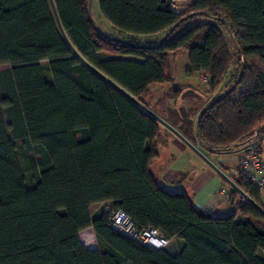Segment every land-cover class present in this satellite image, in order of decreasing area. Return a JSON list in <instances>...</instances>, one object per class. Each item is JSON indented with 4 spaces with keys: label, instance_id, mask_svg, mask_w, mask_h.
Returning <instances> with one entry per match:
<instances>
[{
    "label": "trees",
    "instance_id": "1",
    "mask_svg": "<svg viewBox=\"0 0 264 264\" xmlns=\"http://www.w3.org/2000/svg\"><path fill=\"white\" fill-rule=\"evenodd\" d=\"M53 1L59 20L51 0H0V264H264V216L234 188L236 210L217 215L159 183L152 165L165 129L142 106L151 109L148 95L171 81L170 60L183 51L188 73H205L215 92L234 59L225 28L239 55L233 84L201 106L166 110L165 120L213 152L263 130L264 0H192L184 11L100 0L115 35L98 29L89 0ZM199 17L214 21L179 33ZM168 32L158 46L162 37L144 45L133 36ZM191 97L203 100L193 88L173 99ZM231 178L262 205L240 165ZM106 202L178 244L150 248L112 228L105 211L91 212ZM90 227L99 248L81 238Z\"/></svg>",
    "mask_w": 264,
    "mask_h": 264
},
{
    "label": "crops",
    "instance_id": "2",
    "mask_svg": "<svg viewBox=\"0 0 264 264\" xmlns=\"http://www.w3.org/2000/svg\"><path fill=\"white\" fill-rule=\"evenodd\" d=\"M178 3H180V6L177 7ZM191 4L192 1L187 3L185 7L190 8ZM185 7L181 5L179 0H176L175 3L171 5V8L175 11H184L186 10ZM150 36L153 37L155 35ZM158 39L159 38H151V41L149 42H153ZM197 74L203 75L202 72H197L193 75L188 73L191 81L189 80L186 83L187 87L185 86L186 88L184 90L191 88L198 90L196 84L197 82L193 81L195 79V75ZM171 103L170 106L167 105L166 107L160 104L158 106L153 104L151 109L157 113V115L166 119L164 112L169 109L173 110L177 107V105H175V100L172 105ZM191 104L192 102H188V104H184L183 107H191ZM164 129L165 130H163L162 138L160 139L159 144L160 155L156 159L158 162L156 163L155 161L152 165V171L159 179V183L164 185L171 192L186 191L191 196L196 207L210 209L217 215H226L236 210L237 203L232 204L230 201V191L232 187L229 184H226L224 178L197 152L176 136V134L165 126ZM190 141L197 146V148L214 164L219 166L230 176L238 173L241 154L248 143H257L260 152L264 157V129L257 132L245 143L226 151L213 152L202 145L199 140ZM101 204L102 203L92 204L91 210L93 207H97L98 205L100 206ZM261 204L264 207V189L261 191ZM97 211V214L101 213V210L98 209ZM85 230L93 231V228L90 227ZM84 231H82V233ZM93 241L94 240L89 243H84L89 248H96V244L93 243ZM174 241L176 240H173L172 242Z\"/></svg>",
    "mask_w": 264,
    "mask_h": 264
},
{
    "label": "rangeland",
    "instance_id": "3",
    "mask_svg": "<svg viewBox=\"0 0 264 264\" xmlns=\"http://www.w3.org/2000/svg\"><path fill=\"white\" fill-rule=\"evenodd\" d=\"M181 2V5H183V7L186 6L187 3L191 2L192 0H179ZM175 3V2H174ZM180 6V3L177 4V7ZM91 15L93 17V19L95 20V22L97 23V25L99 26V28L101 29V31H103L104 33L108 34V35H115L116 33H118V31L114 28V26L103 16L102 12H101V7H100V0H91ZM186 8V7H185ZM189 9L186 8V10ZM214 21V19L210 18V17H199L197 19H194L192 21H190L184 28H182L180 30L179 33L185 31V29L197 24V23H201V22H211ZM224 34L226 36V39L228 41V45L231 49L232 55H233V62L230 68V71L228 73L227 78L223 81L222 85L215 91V92H210V85L208 83V81H204V77L207 76L205 73H203V75H195V79L193 81H196L197 83V89L201 92V94L203 95V100L198 101L199 99H192L191 98H186V99H179L177 102V106H183L184 104H188V102H192L191 106L196 104L197 106H201L203 103L209 102L213 96H215L220 90H225L227 88H229V86H231L235 80V78L237 77V74H239V55L237 54L236 51V45L235 42L233 41L231 35H229V33L227 32V29L223 28ZM135 37V41H137L138 43H142V44H147L149 41H151V38H163V35H155V36H150V35H133ZM132 39V38H131ZM190 56L189 53L187 51H183L175 56H173L170 60V64L168 66L167 72L169 74V76H171V81L161 84V85H157L153 88V90L150 92V94L148 95V100L153 101L152 104H155L156 106L160 105H164L165 107L168 105L170 106V103L173 101V96L175 95V89H179V90H183L187 87L186 83L190 80L189 76H188V69L190 68ZM191 75V74H190ZM193 75V74H192ZM191 81V80H190ZM186 86V87H185ZM170 95H172V97L170 98ZM171 101H170V100ZM173 102L171 103V105L173 104ZM185 105V106H186ZM195 105V106H196ZM163 106V107H164ZM189 108V107H188ZM5 114V112H4ZM5 119H7V116L5 115ZM18 143V145L21 144V141L17 140L16 141ZM19 157H20V161L24 170L25 175L27 176V178L29 179L30 176V169H29V164L27 162V160L24 157V154L22 152V150L19 151ZM158 162V160L156 161V163ZM155 168V167H154ZM99 206V205H98ZM97 207H93V215L97 214V210H101V212L107 210L108 207H113V204L111 202H106V203H102L99 208ZM91 210V212H92ZM95 212V213H94ZM82 233V232H81ZM81 238L83 240V242H91L92 240L93 243L96 244V248H99V245L97 243L96 237L93 233L92 230H85L82 234H81ZM174 242H171L170 247L174 248L177 244Z\"/></svg>",
    "mask_w": 264,
    "mask_h": 264
},
{
    "label": "built area",
    "instance_id": "4",
    "mask_svg": "<svg viewBox=\"0 0 264 264\" xmlns=\"http://www.w3.org/2000/svg\"><path fill=\"white\" fill-rule=\"evenodd\" d=\"M176 1V0H175ZM209 77L205 76L204 81ZM240 168L246 173L247 180L257 188L264 189V157L257 143H248L243 149ZM106 215L112 228L136 240L146 247L160 249L170 244L171 240L154 227L141 228L123 209L108 207Z\"/></svg>",
    "mask_w": 264,
    "mask_h": 264
},
{
    "label": "water",
    "instance_id": "5",
    "mask_svg": "<svg viewBox=\"0 0 264 264\" xmlns=\"http://www.w3.org/2000/svg\"><path fill=\"white\" fill-rule=\"evenodd\" d=\"M52 1V5L53 8L55 10V14L59 20L58 17V13L56 10V6L54 4V1ZM166 2L167 6H171L172 4H174L175 0H164ZM91 0H89V12H91ZM99 29V27H98ZM61 30L65 36V38L68 37L66 36V33L64 32L63 28L61 27ZM169 35V32L165 34L164 38H162V40L156 44V46L160 45L165 38ZM120 39V38H117ZM123 40V39H121ZM126 43H128L129 45L133 46V47H145L144 45H140V44H135V43H131L129 41H126ZM96 70V69H95ZM99 74H101L104 78H106L110 83H112L115 87H117L119 90H121L123 93H125L127 96H129L132 100L140 103L135 97H133L128 91H126L122 86H120L119 84H117L116 82H114L112 79H110L109 77H107L106 75H104L102 72L96 70ZM142 106L150 113H152L153 115L157 116L159 122L165 126L166 128H168L169 130H171L174 134H176V136H178L183 142H185L188 146H190L195 152H197L210 166H212V168H214L223 178L224 180L232 187L234 188L237 192H239V194L248 202H250L255 208H257V210H259V212L264 216V207L262 205H260L258 202H256V200H254L246 191H244L238 184H236V182L231 178L230 175H228L224 170H222L219 166H217L216 164H214L205 154H203L198 148L197 146H195L188 138H186L176 127H174L172 124H170L167 120H165L164 118L156 115L151 109H149L148 107L144 106L142 104ZM95 249V248H92Z\"/></svg>",
    "mask_w": 264,
    "mask_h": 264
}]
</instances>
